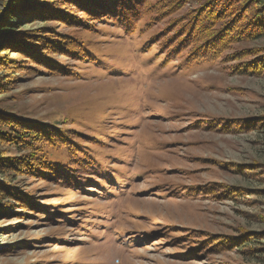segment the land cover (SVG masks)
I'll return each instance as SVG.
<instances>
[{
  "label": "rangeland",
  "instance_id": "1",
  "mask_svg": "<svg viewBox=\"0 0 264 264\" xmlns=\"http://www.w3.org/2000/svg\"><path fill=\"white\" fill-rule=\"evenodd\" d=\"M147 1L126 31L80 4L0 0V114L58 127L101 167L73 186L10 174L49 207L10 199L0 264H264V64L249 71L264 38L187 62L202 42L178 43L176 28L210 0ZM46 31L68 51L25 45ZM66 147L56 161L67 162ZM22 152L0 137L2 157Z\"/></svg>",
  "mask_w": 264,
  "mask_h": 264
},
{
  "label": "trees",
  "instance_id": "2",
  "mask_svg": "<svg viewBox=\"0 0 264 264\" xmlns=\"http://www.w3.org/2000/svg\"><path fill=\"white\" fill-rule=\"evenodd\" d=\"M61 2H63V5L65 4L64 2L80 4L86 12H92L89 15H108L116 21L118 20L126 31H131L132 24L140 21L142 15H145L152 7L147 0H61ZM233 2V0H210L207 5L196 10L187 22L177 26L175 34H179V37L175 41L178 43L185 41L192 43L195 37H199L202 42L189 52L186 58L187 62L190 61L196 64L202 59L205 60L204 54H208L210 51V53H216L218 48L220 49L222 45L224 47L232 39L253 41L264 38V0H240L235 6L232 4ZM59 6V4H55L52 12L62 13L63 8ZM35 9L39 10L37 7ZM40 9H42L40 11L41 15L51 14L49 8L41 7ZM84 9L82 10L84 11ZM248 10L250 11V16L246 13ZM55 14L52 13V15ZM243 14L247 19L245 24L242 25L240 22ZM71 15L70 13L68 14L69 18L74 17ZM63 18L65 19L66 17ZM221 18H227V20L213 30L211 24L217 20L220 21L219 19ZM237 23L239 24V32L231 36L228 31L233 27H237ZM227 34L228 36H226ZM1 36L7 39L6 32H2ZM34 37L37 38V41L32 45L25 43L28 48L30 46V50L33 52L37 46L44 47L46 52L49 50L53 52L68 51V42L60 40V37L54 31H46ZM82 51L84 53L81 52L79 55L88 57V51L86 49H82ZM39 53V58H42V60L46 58L45 55L42 53L39 55ZM257 57L264 59L261 55ZM263 64L264 60L251 64L249 66L250 69H248L250 72H258L262 69L261 66ZM41 123L0 114V137H5L9 145L20 148L24 152V154L22 152L18 156H13L9 159H5L0 154V175L4 177L0 180L1 212L8 209L5 205L10 203V199H16L15 201L19 202L22 208L33 206L37 209H45L49 207L48 204H42L32 199V195L24 192L20 193L19 190L15 189L11 185L13 178H11L10 174L20 172L30 173L35 176L38 173L47 178L57 177V182L68 183L72 186L75 183H79L78 177H80L81 173L85 175L81 177L87 179H89L88 175L90 174L96 176L101 174V167L92 156L88 154L85 156L77 155V150L79 149L75 150L70 146L71 140L64 137L63 130H58V127L54 125L47 126L45 123ZM62 146H67L65 150L67 156L64 157L67 162L66 160L58 162L53 157V154L58 149H61ZM73 146L77 147L76 145Z\"/></svg>",
  "mask_w": 264,
  "mask_h": 264
}]
</instances>
